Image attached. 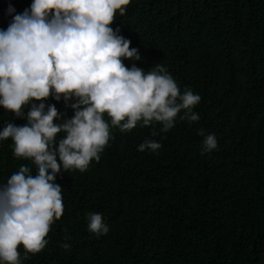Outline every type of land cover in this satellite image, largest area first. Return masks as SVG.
Wrapping results in <instances>:
<instances>
[{"label":"trees","instance_id":"16d2710c","mask_svg":"<svg viewBox=\"0 0 264 264\" xmlns=\"http://www.w3.org/2000/svg\"><path fill=\"white\" fill-rule=\"evenodd\" d=\"M31 3L0 0V29ZM111 27L138 49L137 67L161 64L181 93L200 95V119L178 117L167 133L158 124L112 127L99 162L83 173L61 169L64 214L44 250L24 259L18 249L22 264H264V0H132ZM74 102L45 101L62 119ZM8 122L27 123L0 108V130ZM200 129L218 142L203 156ZM146 139L162 147L139 151ZM21 165L36 174L11 139L0 142V185ZM94 212L109 227L99 238L88 230Z\"/></svg>","mask_w":264,"mask_h":264},{"label":"clouds","instance_id":"9594fccd","mask_svg":"<svg viewBox=\"0 0 264 264\" xmlns=\"http://www.w3.org/2000/svg\"><path fill=\"white\" fill-rule=\"evenodd\" d=\"M131 3L32 0L30 8L0 29V108L27 121L23 126L6 123L0 142L11 139L13 155L37 169L33 175L21 165L0 185V264H22L21 246L24 259L45 249L51 226L64 214L56 177L61 169L83 173L93 160L99 162L112 127L126 133L158 124L167 133L178 117L189 124L199 121L194 108L200 95L190 89L181 93L161 64L146 72L137 67L138 49L111 27ZM14 12L9 5L8 14ZM124 60L133 61L132 66ZM50 96L66 105L75 100L70 104L74 115L62 119L54 104L45 103ZM198 135L204 137L202 156L217 148L215 134L200 129ZM161 147L146 139L138 150L156 153ZM88 230L98 238L109 232L101 213L89 214Z\"/></svg>","mask_w":264,"mask_h":264}]
</instances>
